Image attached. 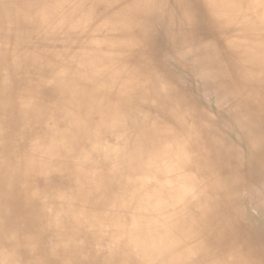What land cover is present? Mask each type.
<instances>
[{
  "label": "bare ground",
  "instance_id": "bare-ground-1",
  "mask_svg": "<svg viewBox=\"0 0 264 264\" xmlns=\"http://www.w3.org/2000/svg\"><path fill=\"white\" fill-rule=\"evenodd\" d=\"M0 264H264V0H0Z\"/></svg>",
  "mask_w": 264,
  "mask_h": 264
}]
</instances>
